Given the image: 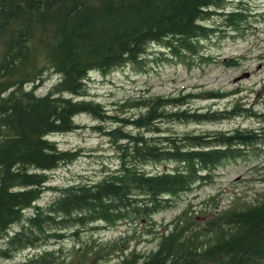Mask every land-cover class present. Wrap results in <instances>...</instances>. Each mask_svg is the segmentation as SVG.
Here are the masks:
<instances>
[{
  "label": "trees",
  "instance_id": "1",
  "mask_svg": "<svg viewBox=\"0 0 264 264\" xmlns=\"http://www.w3.org/2000/svg\"><path fill=\"white\" fill-rule=\"evenodd\" d=\"M248 1L238 0L236 9L224 12L227 0H0V260L67 241L70 249L43 251L18 264L112 259L115 264H264V195L226 209H218L217 197H210L197 210L188 203L167 225L153 220L181 196L214 181L224 164L264 151V127L179 133L175 125L239 117L264 121V113L239 103L191 110L187 105L197 97L179 94L132 97L120 104L125 115H110L85 99L90 72L106 75L140 65L153 46L166 52L165 60L198 56L200 42L214 33L207 25L212 16H222L225 26L238 30ZM221 63L238 66L235 59ZM47 78L53 79L51 88L37 95ZM239 92H205L204 99ZM81 114L99 121L96 131L102 130L99 124H113L102 132L116 152L117 166L105 167L96 181L50 186L49 172L81 156L59 149L51 138L78 130L74 118ZM158 164L171 167L147 171ZM48 191L54 198L40 204ZM120 223L140 224L141 236L153 235L154 248L133 249L135 232L96 238Z\"/></svg>",
  "mask_w": 264,
  "mask_h": 264
},
{
  "label": "rangeland",
  "instance_id": "2",
  "mask_svg": "<svg viewBox=\"0 0 264 264\" xmlns=\"http://www.w3.org/2000/svg\"><path fill=\"white\" fill-rule=\"evenodd\" d=\"M227 1L229 2H225L222 8L224 12L236 9L239 4L238 0ZM243 7L247 17L238 30L225 26L222 16H212L207 25L214 29V33L210 38L200 42L196 57L186 54L185 58L180 60L174 57L165 60L166 52L153 46L147 51L140 65L119 67L106 75L90 72L86 80L85 99L101 104L110 115H125L120 104L132 97L179 94L197 97L187 105L191 110H223L239 103L245 108L252 109L256 114L264 113V89H261L264 85V0H249ZM201 56L211 58V61H202ZM228 59L237 60L238 66L222 65L221 61ZM52 82L53 79L47 78L37 88V95H44L51 88ZM235 89L240 91L235 96H227L220 100L204 99L205 92L231 93ZM74 119L79 125L78 130L54 135L51 139L57 143L59 149L80 151L81 156L76 161L49 172L50 186L62 187L69 183L96 181L103 175L105 167L111 170L117 166L116 152L102 132L104 128L111 129L113 124L110 122L99 124L102 130L96 131L93 127L97 126L99 121L82 114ZM263 127L264 121L259 118L239 117L203 125L177 124L174 130L179 133L215 129L229 131L234 128L259 131ZM169 167L171 165L158 164L148 165L146 169L149 172H159ZM214 176V181L181 196L177 199L175 207L154 216L156 226L169 224L188 203L192 205V210L201 208L203 201L210 197H217L218 209H226L236 202L249 204L258 201L264 195V151L250 153L244 159L224 164L216 170ZM52 198L54 197L48 191L42 195L39 203L44 205ZM16 228L17 226H14L10 232ZM127 232H135L133 235L137 236L131 245L133 249L147 253L154 248L155 243L150 238L153 235L141 236L144 229L137 223H120L104 228L96 238L113 240ZM60 247L70 249L71 242L49 243L35 249H25L17 253L12 260H0V264H18L40 255L43 251H56ZM115 263L116 261L112 259L104 264Z\"/></svg>",
  "mask_w": 264,
  "mask_h": 264
}]
</instances>
